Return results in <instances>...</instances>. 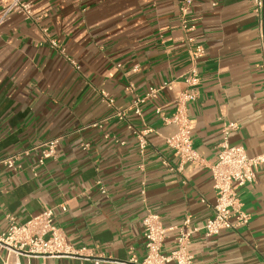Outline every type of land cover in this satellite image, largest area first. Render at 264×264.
Segmentation results:
<instances>
[{
  "label": "crops",
  "instance_id": "obj_1",
  "mask_svg": "<svg viewBox=\"0 0 264 264\" xmlns=\"http://www.w3.org/2000/svg\"><path fill=\"white\" fill-rule=\"evenodd\" d=\"M31 1L37 22L6 15L10 0H0V156L30 152L15 170L0 167V230L8 215L23 223L49 208L70 244L86 251L30 264H142L143 220L151 213L170 230L163 253L176 248L188 221L198 229L188 248L192 264H264V164L239 190L249 223L212 237L203 230L214 214L211 167L225 125H238L232 145L264 155L253 0H194L186 16L184 0ZM198 47L204 53L194 61ZM150 88L160 89L158 98L138 116L133 106ZM102 92L125 119L113 117ZM185 92L196 93L186 107L198 159L181 164L166 143L177 126L164 118ZM130 126L151 130L144 151ZM53 140L55 156L40 165Z\"/></svg>",
  "mask_w": 264,
  "mask_h": 264
},
{
  "label": "built area",
  "instance_id": "obj_2",
  "mask_svg": "<svg viewBox=\"0 0 264 264\" xmlns=\"http://www.w3.org/2000/svg\"><path fill=\"white\" fill-rule=\"evenodd\" d=\"M194 0H184L181 12L187 15ZM254 14L259 32L262 47L264 70V0H253ZM17 13L26 21L38 20L34 16L33 2L31 0H10L7 13ZM3 21V20H2ZM0 22V24L2 23ZM183 28L190 31L187 21H184ZM49 44L53 48H58V43L49 38V32L41 28ZM192 41V40H190ZM204 50L198 47L193 54L194 61L203 56ZM76 66L75 62L68 59ZM193 74L196 69L193 68ZM190 82V80H188ZM160 89L150 88L148 93L138 99L133 106L136 115L141 116L142 106L158 98ZM196 99L195 92L183 93L178 99L177 109L171 118H164L165 122L173 123L177 126V132L173 136L166 138V143L174 151L175 156L181 164L192 162L198 159L193 148L192 128L193 124L187 111V103ZM101 100L107 107L113 110V117L120 120L126 118V112L116 106V101L107 93H101ZM160 113V112H159ZM109 118H105L94 124L102 126ZM138 139L140 148L144 151L148 145L147 136L151 130L138 131L129 127ZM238 129L236 123L226 124L222 132V139L219 144L218 161L211 167L213 187L216 193V204L213 207V217L208 219L203 227L207 237L218 236L226 230H236L240 226L249 223V216L243 212L242 203L239 198V190L256 180L258 168L264 164V155L249 157L243 146L231 144L230 132ZM59 140H53L45 144L47 149L42 152L39 164L43 165L46 160L56 154ZM29 150L18 152L8 156H0V167L15 170L18 161L25 155H29ZM105 193V190L103 189ZM63 211H67L65 204L61 205ZM8 226L0 230V264H24L22 258L27 259L28 264L34 258H63L68 256H78L86 251V248L77 250L70 244L64 231L56 224V215L53 209H45L38 215L31 217L26 222L19 223L13 216L7 217ZM189 222L184 223V227L179 228L176 238V248L163 253V246L167 237L168 229L161 222L156 214H148L143 220V230L146 248V257L142 264H192L194 257L189 252V244L192 236L198 229L188 228ZM187 227V228H186ZM6 255H2V253ZM95 264H100L96 261Z\"/></svg>",
  "mask_w": 264,
  "mask_h": 264
}]
</instances>
